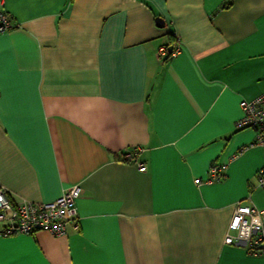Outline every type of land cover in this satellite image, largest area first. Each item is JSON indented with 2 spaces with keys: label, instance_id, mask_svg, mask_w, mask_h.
I'll return each mask as SVG.
<instances>
[{
  "label": "crops",
  "instance_id": "1",
  "mask_svg": "<svg viewBox=\"0 0 264 264\" xmlns=\"http://www.w3.org/2000/svg\"><path fill=\"white\" fill-rule=\"evenodd\" d=\"M2 2L0 186L81 194L79 227L0 235V264H264L223 242L236 202L264 208V149L234 126L264 93V0Z\"/></svg>",
  "mask_w": 264,
  "mask_h": 264
},
{
  "label": "built area",
  "instance_id": "2",
  "mask_svg": "<svg viewBox=\"0 0 264 264\" xmlns=\"http://www.w3.org/2000/svg\"><path fill=\"white\" fill-rule=\"evenodd\" d=\"M11 16L5 11L0 0V33L15 27ZM180 51L176 44L168 54L166 47L158 49L161 58L174 57ZM241 116L235 121L236 129L250 128L254 130L252 144L264 149V93L251 100L241 102ZM242 150V149H241ZM240 150V151H241ZM239 151V152H240ZM138 149L126 153L124 158L132 160ZM139 170H145L142 162H136ZM224 164H214L209 169V182H218L223 178ZM256 185L264 189V165L256 175ZM197 183L201 179H196ZM7 191L0 186V235L7 236L16 233L33 234L38 230H46L54 236H62L67 232L68 224L74 221V227H79L76 211V201L80 197L81 188L73 185L65 189L57 198L47 202H31L25 199L12 200ZM223 242L229 245L244 243L248 253L264 254V208L259 209L252 204L236 202L227 226Z\"/></svg>",
  "mask_w": 264,
  "mask_h": 264
},
{
  "label": "water",
  "instance_id": "3",
  "mask_svg": "<svg viewBox=\"0 0 264 264\" xmlns=\"http://www.w3.org/2000/svg\"><path fill=\"white\" fill-rule=\"evenodd\" d=\"M155 21H156V24H157V26H159V27H163L164 26V20L161 18V17H156V19H155ZM172 48L171 47H169V50H171Z\"/></svg>",
  "mask_w": 264,
  "mask_h": 264
},
{
  "label": "trees",
  "instance_id": "4",
  "mask_svg": "<svg viewBox=\"0 0 264 264\" xmlns=\"http://www.w3.org/2000/svg\"><path fill=\"white\" fill-rule=\"evenodd\" d=\"M166 49H167L168 54H170L171 53V50H169V46H166ZM169 58H170V55H167V57H165L164 60H167Z\"/></svg>",
  "mask_w": 264,
  "mask_h": 264
}]
</instances>
